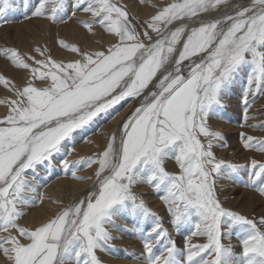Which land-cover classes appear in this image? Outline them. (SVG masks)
I'll list each match as a JSON object with an SVG mask.
<instances>
[{
  "label": "snow or ice",
  "instance_id": "obj_1",
  "mask_svg": "<svg viewBox=\"0 0 264 264\" xmlns=\"http://www.w3.org/2000/svg\"><path fill=\"white\" fill-rule=\"evenodd\" d=\"M51 2L49 12L50 0H37L32 15L63 22L65 0ZM10 3L0 0V11ZM228 4L229 0H174L147 24L157 38L144 31L142 39L128 12L113 0H76L73 15L83 5L84 12L98 18L82 22L89 31L92 23H99L116 36L117 42L106 51L80 52L60 41L81 59L63 63L51 56L28 57L38 65L32 67L16 49H0L14 66L30 69L33 79L48 81L41 87L31 82L22 89L13 85L16 98L7 102L8 115L0 121V230L7 233L0 236V250L11 264H101L96 250L114 238L106 226L123 212L154 219L142 236L146 264H264V229L225 209L217 196V178L231 176L241 166L216 159L213 141L224 137L210 130L208 118L223 106L229 86L246 67L250 71L243 95L244 121L254 119L248 116V95L264 93V0H251L221 18L201 19ZM197 20L198 26H191ZM154 80V90L146 92ZM0 84L8 88L12 82L0 76ZM137 97H142L140 105L98 157L61 161L65 169L98 163L97 191L34 230L21 227L23 208L32 202L25 193L34 190L25 179L26 170L51 164L56 153L70 156L72 150L64 148L77 130L126 98ZM250 126L264 129V124ZM241 139L245 149L264 153V138L241 133ZM168 158L175 160L179 173L164 168ZM248 167L250 185L264 194V162L253 159ZM72 175L84 179L74 171ZM141 183L164 193L161 199L176 228L193 226L185 241L186 255L133 190ZM259 224L264 225V217ZM236 225L246 226L238 237L240 254L222 242ZM192 236L206 242L192 244ZM165 240L162 250L154 251Z\"/></svg>",
  "mask_w": 264,
  "mask_h": 264
},
{
  "label": "rangeland",
  "instance_id": "obj_2",
  "mask_svg": "<svg viewBox=\"0 0 264 264\" xmlns=\"http://www.w3.org/2000/svg\"><path fill=\"white\" fill-rule=\"evenodd\" d=\"M230 1L231 0H229V5L231 4ZM113 2H115L117 6L124 8L128 12L131 24L135 26L137 32L141 34L142 39H144V31H148L149 35H151L153 39H156L158 34L149 29L147 27V24L148 22H150L152 16L157 14V12L161 11L168 4L174 2V0H113ZM75 3L76 0H65V12L63 15V22H53L50 19L34 17L32 15L34 8L37 5V0H11L10 7H8L6 10L0 11V49H16L24 57L25 61L29 65H31L32 67H38V65L35 64L34 60L29 59L28 57H34L35 60H46L48 56H51L52 59L63 63H68L74 60L81 59L79 53L72 52L71 50L62 47L59 43L60 41L77 47L80 52L90 53H94L97 51H106L110 46L117 42V38L113 34L112 38L114 39L113 41L108 42V45L106 43L100 44V47L102 48L101 50H94L88 45L91 43L86 44L90 40V38H87V35H91L93 30L99 31L100 34H102L103 36L106 35L107 31L99 23H92L91 31H89L88 28H86L82 22H92L94 20H97L98 18L93 17L90 12H84L82 10L83 5H81L80 8L75 11V14H77L78 12H82L85 13V17L82 19V17H80L79 15L74 16L75 14L73 15V8ZM52 6L53 5L50 0V3L48 4L49 12L51 11ZM0 7H2V5H0ZM143 7H146L147 13L144 12ZM233 12L234 11L223 9L222 12L216 13V11H214L211 16H203L201 19H203L204 21H208L212 18H221L223 15L232 14ZM34 18L42 19L43 21H45L47 27L42 28V23L45 22H38L34 20ZM28 21H33L34 23H36L35 28L37 29L39 39L35 40L36 38H34L32 40H28L25 37L26 28L24 27L23 22ZM74 22L77 23V26H79L80 31H77L75 33L76 36L74 37V39H71L64 30V26L68 24L71 25V23ZM198 24L199 20L193 22L191 26H198ZM175 26L177 25H171L169 26V28H174ZM163 27L164 26L161 24V28ZM145 42L147 41L145 40ZM37 48L41 50L43 55H41V52L36 51ZM60 53H69L71 55L74 54V57L69 59H62L59 56ZM2 63L5 64V68L2 67ZM187 63L188 62L185 61V64ZM248 71H250V69L246 67L245 70L241 71L234 79L233 83L229 86L227 93L223 97V106L218 107L215 111V114L211 115L208 118V127L212 131L220 132L224 137L223 141H213L214 146L212 148V151L215 153L216 159L222 160L225 163L241 166V170L237 173H233L231 176L225 175L222 177H218L216 180L217 196L222 206L225 209L237 212L241 215L246 216L250 220L256 221L258 227L264 229V225L259 224L260 218L264 217V211L260 210V207L254 206L252 211L246 214L243 211L239 210V205L237 204V201H234L232 205L227 203L230 200H234V197L240 191L245 190L247 187H250L251 189L255 190L253 192L264 199V194L258 191L256 187H252L250 185L249 172L251 171V169L250 167H248L253 159L260 162H264V153L255 151L254 149H245L243 147V141L241 139V133H245L246 135L257 138H264V129L250 126L264 124V93L248 95V100L251 102L247 110L248 116L254 117V119H249L247 121H244L243 119L245 112L243 95L247 87ZM18 73L22 74V79L20 75H18ZM0 76L5 77L6 79L12 82V84H10L8 88H6L3 84H0V102H3L0 103V108L1 106L7 107V109L5 110V114L0 117V121H2L8 115L9 105L7 102L11 99L16 98L15 92L14 90H12L13 85L16 88L22 89L23 87L27 86L29 82H31L34 86L37 87L44 86V84L48 82L41 81L39 79H33L30 69H22L14 66L11 61L2 54H0ZM155 82L156 81L154 80L153 85H150L149 89L146 90V92L154 90ZM141 100L142 97L126 98L124 101H121L119 104L113 106V108L108 109L106 112L99 114L84 129L77 130V132L74 133V140L66 143L64 148L65 152L72 150V154L70 156L66 157L62 153H56L53 156L51 164L45 162L43 164L38 165L35 170H26L25 179L28 181L30 189L34 190H29L25 193V196L30 198L32 202L28 206L23 208V212L25 213V215H23L18 220V224L21 227H26L29 229L33 228V226H28V224L26 223V219L30 216V212L35 210V206L38 203L40 204V201H42V199H45L42 194V191L46 186L51 183V181L62 177H70L72 176L73 171L78 174L79 172H83L84 170L89 168L86 165H78L71 167L70 169H65L61 161L64 159H68L71 161H80L82 159L86 160L88 158L98 157L99 154L105 150L111 135L113 133H117V135L119 134V130L122 128L123 123L125 122L127 117L132 114L135 108L140 105V103L138 102H141ZM120 113L121 115L119 116ZM117 116H119V119H117ZM216 119H220L222 122L218 123L215 121ZM115 121L116 124L114 125L113 123ZM101 124H104V126L106 127L109 126L105 129V131H103L106 137V142L103 147L100 148L99 146H96L97 148H95L91 152H80L79 148H77L76 146H78V144L82 143L83 141L85 142L86 139L88 140L89 137L96 136L97 134H99V128ZM110 126H112L111 130L107 131ZM200 139L205 143L207 142L203 136H201ZM234 142H236L237 144L233 145ZM246 152L249 153L247 154L248 156H245ZM168 159L175 161L173 158ZM168 159L164 161L163 166L170 174H175L172 173L170 167L167 166V163L170 161ZM92 165L91 166L93 168L95 167L94 174L78 176L90 180L89 185L85 189L87 191H82V193L77 194H71L68 191L63 192L60 197L61 199L58 198L57 200H55V211L53 210L51 216H49L46 222H48L51 218L55 217L57 214L62 212L64 209L68 208L70 205H73L74 203L85 199V197L89 193L97 191L98 182L95 173L98 170L99 165L98 163H94ZM175 165L177 166V173H179V166L177 164ZM141 185L147 188V192L150 194V196L153 195L152 197L157 198L160 203L157 206L156 204L153 205V207L148 203H146L145 205L150 209L152 213H154L160 219L162 214H166L168 216V220L166 221V223L164 222L163 224H169L167 227L164 228H169L167 229V231L169 230L168 233L170 234L171 239L175 241L177 248L180 249L184 255H186L185 241L186 238L190 235V232L194 230L193 226L189 224H182L179 228H176L171 223L172 218L167 210V205L161 199V196L164 195V193L162 191L158 192L153 186L147 183H141L135 185L133 189L140 198L142 197L141 199L145 198V196L141 194L142 192L139 191ZM64 187L71 188L69 187L68 183H63L62 187L60 186L59 188L61 189ZM231 189H234V191L232 190V194L229 193ZM150 200L151 199H149L148 202H150ZM113 220V224L107 225L106 227L114 238L108 241L106 246L102 250L97 249L95 253L98 259L100 260L101 264H115L113 260L123 258H128L132 260V263L130 262L131 264H146V253L143 247L142 236L144 233L151 229L154 223L153 217L141 219L139 217L132 216L128 212H123L122 214L115 216ZM245 227L246 226L241 225L234 226L231 230V237H223L222 242L225 245L231 244L233 246L232 241H234L235 245H238V243L239 245H241V241L236 235V232L237 230H240L242 233ZM3 234L7 235V233H4L2 230H0V236H4ZM13 234H16L14 230ZM132 239H134V243L130 244L129 242H131ZM23 242L27 243L28 241L24 240ZM205 242L206 239L204 237H191L192 244H202ZM166 243L167 240L157 244L154 251L159 253L162 250L163 245ZM235 249L233 247L234 252L238 254V248L236 247ZM124 253H126L128 256L124 257ZM184 255H182L180 258L183 259ZM137 260H139V262ZM123 263L128 264V262ZM0 264H11V261H9L8 259H2L0 260Z\"/></svg>",
  "mask_w": 264,
  "mask_h": 264
},
{
  "label": "bare ground",
  "instance_id": "obj_3",
  "mask_svg": "<svg viewBox=\"0 0 264 264\" xmlns=\"http://www.w3.org/2000/svg\"><path fill=\"white\" fill-rule=\"evenodd\" d=\"M231 4L227 5V6H222L220 8V10L218 12H222L223 9H227V10H230V11H234L237 7L241 6V5H244V6H247L251 3V0H231L230 1ZM144 6V5H143ZM144 8V9H143ZM142 9L144 10V12L147 13L146 11V7H143ZM141 10V9H140ZM150 12V11H148ZM152 12V11H151ZM142 13V12H141ZM217 13V12H216ZM218 14H221V13H218ZM79 15L80 17H82V19L85 17V13H82V12H78L77 14H75L74 16H77ZM142 15V14H141ZM146 15V14H145ZM144 15V16H145ZM34 20L38 21V22H45L43 21L42 19H35ZM24 23V24H23ZM22 24L24 25V27L26 28V32H25V37L28 39V40H32L34 38H36L35 40L39 39V35L37 33V29L35 28L36 26V23H34L33 21H28V22H23ZM192 25V24H191ZM47 27V24L46 22L45 23H42V28H46ZM64 30L66 31V33L68 34L69 38L71 39H74V37L76 36V32L80 31L79 30V26H77V23L74 22V23H71L64 26ZM69 27V28H67ZM112 33H106V35H102L100 34L99 31H95L93 30L92 34L91 35H87V38L90 40L86 43H91V44H88L90 47H92L94 50H101L102 48L100 47L101 43H108L110 41H113L114 38H112ZM108 45V44H107ZM59 56L62 58V59H69V58H73L74 57V54L71 55L69 53H60ZM2 67L5 68V64L2 63ZM28 74H29V71H28ZM18 75H20L21 79H22V74L21 73H18ZM140 103V102H138ZM3 105V104H1ZM7 109V107H3L1 106L0 108V117H2L4 114H5V110ZM124 112V111H123ZM121 115V113L119 114V116ZM119 116H117V119H119ZM125 116V115H124ZM121 121V120H120ZM216 122L218 123H221L222 121L220 119H216L215 120ZM114 125L116 124V121L113 123ZM109 127V126H107ZM106 126H104V124H101L100 128H99V131L100 133L97 134L96 136H92V137H89L88 140L86 139V141L78 144V146H76L77 148H79L80 152H91L93 151L95 148H97L96 146H99L100 148L103 147V145L105 144L106 142V137L103 133V131H105V129L107 128ZM112 128V126H110V128L107 130V131H110ZM228 130V129H227ZM96 133V132H95ZM237 143L234 142L233 145H236ZM76 148V149H77ZM103 150V149H102ZM228 151V150H226ZM95 152V151H94ZM98 152V151H97ZM96 152V153H97ZM247 154L249 153H245V156H248ZM85 155V154H84ZM88 155V154H87ZM75 158V157H74ZM170 160L168 163H167V166L170 167L171 169V172L172 173H177V166L175 165L176 162L171 160V159H168ZM93 166V165H92ZM90 166L89 168H87L86 170H84L83 172H79L78 174H76V176H85L87 174H94V168ZM95 166V165H94ZM88 175V176H89ZM63 183H68L69 184V187L71 188H59L60 186L62 187ZM90 183V180H87V179H77L75 177L70 176V177H62V178H58L56 180H53L51 181V183L46 186L43 191H42V194L43 196L45 197V199H42V201H40V204L38 203L36 206H35V210L30 212V216L26 219V223L28 224V226H33L32 230L34 228H36L37 226H40L41 224L45 223L46 220L49 218V216H51V213L53 212V210L55 211V200H57L58 198L61 199V194L63 192H70L71 194H77V193H82V191H87L85 190L87 188V186L89 185ZM89 188V187H88ZM147 188H145L144 186H140L139 188V191L142 192L141 194L145 196V198H143L142 200L144 201V203H148L150 204L152 207L153 205L156 204L159 205V201L157 200V198H154L152 196H150V194L147 192ZM234 189H231L230 190V194L233 193ZM91 191V190H89ZM253 189H251L250 187H247L245 190H242L240 191L235 197H234V200H230L229 203L230 205H232V203L235 201H237V204L239 205V210L243 211L244 213H248L250 211H252V209L254 208V206H258L260 207V210H263L264 211V199L262 197H260L259 195H257L256 193H254ZM228 193V194H229ZM229 194V195H230ZM235 195V194H234ZM79 197V196H78ZM86 198V197H85ZM142 198V197H141ZM150 200V202H148ZM233 199V198H231ZM75 202V200H74ZM33 208V207H32ZM167 215L166 214H162L161 215V221H162V224L168 220L167 219ZM21 222V221H20ZM169 224V223H168ZM168 224H163V227H167ZM129 225V224H128ZM131 227V226H130ZM173 227V226H172ZM171 227V228H172ZM134 228V227H133ZM169 229V228H167ZM175 230V229H174ZM169 231V230H168ZM173 231V229H172ZM173 233V232H172ZM237 236L239 237L240 236H243L244 235V231L241 233V231L237 230L236 232ZM5 235V234H3ZM2 236V235H1ZM136 239V238H135ZM236 239V238H235ZM134 239L131 240V242H129L130 244H133ZM26 243V242H25ZM128 243V242H127ZM233 243V247L234 249L237 247L238 248V254L241 253L242 251V248H241V245H235V242L232 241ZM241 243V242H240ZM134 248V247H132ZM137 249V248H136ZM236 250V249H235ZM132 252V251H131ZM0 260L4 259L6 260L7 258L5 257V255H3V252L2 250H0ZM122 254V253H121ZM139 254V253H138ZM131 255V254H130ZM123 256H128L126 253L123 254ZM131 257V256H130ZM128 258H123V259H116V260H113V262L115 264H122L123 262H128V264H131L132 260L128 259ZM139 259V257H138ZM142 260V259H140ZM139 262V260H137ZM136 261V262H137ZM131 262V263H130ZM125 264V263H123ZM145 264V263H143Z\"/></svg>",
  "mask_w": 264,
  "mask_h": 264
}]
</instances>
